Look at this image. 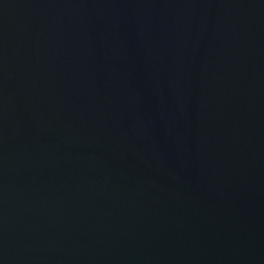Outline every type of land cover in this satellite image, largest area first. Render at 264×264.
<instances>
[{
    "label": "water",
    "instance_id": "1",
    "mask_svg": "<svg viewBox=\"0 0 264 264\" xmlns=\"http://www.w3.org/2000/svg\"><path fill=\"white\" fill-rule=\"evenodd\" d=\"M0 264H264V0H0Z\"/></svg>",
    "mask_w": 264,
    "mask_h": 264
}]
</instances>
